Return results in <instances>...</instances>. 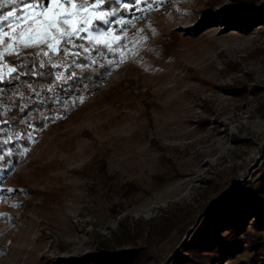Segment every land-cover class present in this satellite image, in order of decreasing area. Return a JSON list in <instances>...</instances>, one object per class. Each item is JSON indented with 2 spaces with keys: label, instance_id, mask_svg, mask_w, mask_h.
Returning <instances> with one entry per match:
<instances>
[{
  "label": "rangeland",
  "instance_id": "rangeland-1",
  "mask_svg": "<svg viewBox=\"0 0 264 264\" xmlns=\"http://www.w3.org/2000/svg\"><path fill=\"white\" fill-rule=\"evenodd\" d=\"M211 1L116 0L115 7L101 0H72L81 15L108 18L104 24L94 16L72 37L104 45L100 57L111 68L102 88L78 100L68 115L37 135L28 125L30 144L15 164L9 148L7 161L0 155V240H8L0 264H76L86 256L109 262L111 255L128 249L112 248L127 222L149 220L175 207L195 225L257 177L264 152V0ZM32 5L0 12V78L19 56L49 48L25 47L32 42L23 37L36 26L32 17L44 6ZM238 17L249 26L230 30L227 24ZM193 23L204 30L186 35L182 28ZM173 29L181 36L175 56L145 64L144 52L168 39ZM233 78L249 82L245 96L207 83L219 86ZM150 97L159 108H149V119L144 101ZM199 98L210 99L214 110L205 129L196 122L209 115ZM2 108L0 100V114ZM152 139L185 173L130 203L123 198L124 180L145 184L159 165ZM185 234L175 230L162 243L143 247L142 264H167L189 238L190 232Z\"/></svg>",
  "mask_w": 264,
  "mask_h": 264
},
{
  "label": "trees",
  "instance_id": "trees-1",
  "mask_svg": "<svg viewBox=\"0 0 264 264\" xmlns=\"http://www.w3.org/2000/svg\"><path fill=\"white\" fill-rule=\"evenodd\" d=\"M103 1L117 6L116 0ZM217 1L212 0L211 3ZM35 3L36 0H17L1 8L0 12L11 8L18 10L22 5ZM44 4L46 0H42L41 5ZM200 26L201 23H193L182 29L191 36L204 30ZM227 26L233 30L235 27L245 29L249 25L242 22V17H238L235 23ZM180 39L177 29H173L168 39L161 38L153 42L141 56L148 59L145 64L152 66L154 61L171 60L179 50ZM67 40L63 38L54 50L42 47L36 52L19 56L3 78L4 83L0 84V100L3 102L0 155L3 160L9 159L5 153L6 148H9L11 160L15 164L20 150L29 146L28 125H31L33 135H37L45 126L68 115L78 100L90 96L104 85L111 68V62L100 57L106 47L100 43L89 44L79 37H71V43ZM45 52L48 55H44ZM234 63V66L239 64L236 61ZM226 73L224 71L223 75ZM207 83L215 88L220 87L234 97L245 96L249 87V82L240 78H233L231 83L225 82L219 86L213 80ZM250 87L253 93L257 92L256 84ZM199 100L209 115H200L196 122L205 129L211 122L210 115L214 114L213 105L210 99ZM144 105V113L149 119V108H159L151 97L144 101ZM152 144L160 151L159 165L145 184L139 185L132 178L124 180L123 198L130 203L152 194L185 173L177 159L167 155L158 140L152 139ZM262 157L257 177L237 187L205 214L167 264H264V152ZM4 172L7 173L6 170ZM206 190L208 188L201 189ZM119 202L122 203L121 200ZM185 215L182 209L174 207L149 220L132 224L127 222L126 231L112 245V248L126 245L127 250L114 253L109 262L86 256L76 264H142L143 247L162 243L175 230L181 236L189 230L194 221H188ZM7 250L8 240L4 238L0 240V257ZM244 252H249V257H242Z\"/></svg>",
  "mask_w": 264,
  "mask_h": 264
},
{
  "label": "snow or ice",
  "instance_id": "snow-or-ice-1",
  "mask_svg": "<svg viewBox=\"0 0 264 264\" xmlns=\"http://www.w3.org/2000/svg\"><path fill=\"white\" fill-rule=\"evenodd\" d=\"M5 2L14 4L17 0H0V8L4 6ZM41 2L42 0H36L32 7L41 5ZM68 3L70 6H66L62 0H46L42 10L32 17V22L36 26L23 37L24 40L32 42L31 44H25V47L47 44L50 49L54 50L57 40L64 37H67V42L71 43V37L81 30L78 25L90 24L94 16L104 24H109L108 18L104 15L97 16L95 12H85L81 15L80 10L72 0H68ZM129 13L131 17V10H129ZM12 15L13 12L11 11L7 13L8 17H12ZM111 15L114 16L115 12H112ZM22 19H27V17ZM61 28L64 30L61 31ZM69 29L71 30L69 31ZM43 54L48 55L46 52ZM60 78L57 77V79ZM2 83H4V80L0 78V84Z\"/></svg>",
  "mask_w": 264,
  "mask_h": 264
},
{
  "label": "water",
  "instance_id": "water-1",
  "mask_svg": "<svg viewBox=\"0 0 264 264\" xmlns=\"http://www.w3.org/2000/svg\"><path fill=\"white\" fill-rule=\"evenodd\" d=\"M225 195H226V194H225ZM225 195H223L222 197H224ZM222 197H221V198H222ZM197 223H198V221H197ZM197 223H195V225H197ZM195 225H193L190 229H192ZM190 229L186 232V234H185V238L189 235ZM169 259H170V256L167 257V259H166L165 262H167Z\"/></svg>",
  "mask_w": 264,
  "mask_h": 264
}]
</instances>
